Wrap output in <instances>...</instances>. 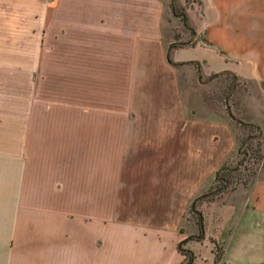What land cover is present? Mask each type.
I'll return each instance as SVG.
<instances>
[{"label":"crops","instance_id":"1","mask_svg":"<svg viewBox=\"0 0 264 264\" xmlns=\"http://www.w3.org/2000/svg\"><path fill=\"white\" fill-rule=\"evenodd\" d=\"M179 3L191 32L175 30L173 0H0V13L41 4L45 23L21 64L0 63V264H181L179 245L192 251L193 200L242 122L264 130V0ZM249 197L235 226L255 228L231 240L264 259V178ZM222 242V264H237Z\"/></svg>","mask_w":264,"mask_h":264},{"label":"rangeland","instance_id":"2","mask_svg":"<svg viewBox=\"0 0 264 264\" xmlns=\"http://www.w3.org/2000/svg\"><path fill=\"white\" fill-rule=\"evenodd\" d=\"M173 1L175 2L173 12L178 16L175 15L173 20L185 22V25L181 22L175 30L179 33L184 30L191 32L190 21L185 20V13L183 15L180 13L186 12L185 6L180 4L179 0ZM40 5L37 11L32 8L22 13H0V63L21 64L22 62L15 61V58L24 57L32 52L36 42L38 43L39 38L44 36V15L40 11L42 10ZM197 7L199 8V4ZM201 33L204 36V32ZM224 82L226 83L221 77L213 80L207 76L199 78L200 85H223ZM227 83L229 88H232L236 85H244L246 81L229 76ZM246 109L249 111L248 114H253V109L250 107ZM232 120L237 124L238 119L232 118ZM241 124L244 129L237 131L239 137L237 150L224 162V167L214 176L212 185L199 193L193 206L187 211V220L183 229L192 239V252L185 251V242L180 244L185 251L184 261L181 264L189 261L191 257V263L194 264H222L226 253L223 239L225 244L229 243V259L232 262L237 264L263 262L264 264V259L247 255V253L252 254L255 249L239 250V247L235 246L237 237L231 240L233 231L229 230L230 227H235L237 236L243 230L255 228L244 220L236 227L235 220L240 215L251 212L252 200L249 193L255 181L264 178V130L257 125ZM200 221L202 226L199 224Z\"/></svg>","mask_w":264,"mask_h":264},{"label":"trees","instance_id":"3","mask_svg":"<svg viewBox=\"0 0 264 264\" xmlns=\"http://www.w3.org/2000/svg\"><path fill=\"white\" fill-rule=\"evenodd\" d=\"M238 120H239V119H238ZM239 121H241V120H239ZM242 123H245V124H251V123H246V122H242ZM224 165H225V163H223V164H222V165L216 170V172H215V176H216V174L218 173V171H219L221 168L224 167ZM202 195H204V194H202ZM197 197H198V196H197ZM197 197H196V198H197ZM199 197H200V196H199ZM196 198H195V199H196ZM195 199L193 200V202H192V204H191V207L193 206ZM199 224H200V226H202L201 221H200ZM182 241H183V240H182ZM179 248H180L181 250H183V249L180 247V245H179ZM185 251H186V249H185ZM185 251H183V252L185 253ZM187 251H189L190 253L192 252V251H190L189 249H188ZM191 261H192V257L190 258L189 261L185 262L184 264H190Z\"/></svg>","mask_w":264,"mask_h":264}]
</instances>
